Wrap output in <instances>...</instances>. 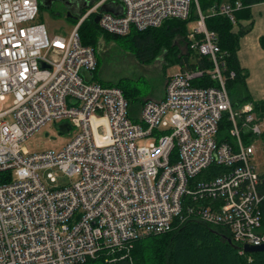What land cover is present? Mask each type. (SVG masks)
Here are the masks:
<instances>
[{
	"label": "built area",
	"instance_id": "2783aa9c",
	"mask_svg": "<svg viewBox=\"0 0 264 264\" xmlns=\"http://www.w3.org/2000/svg\"><path fill=\"white\" fill-rule=\"evenodd\" d=\"M117 1L123 15L106 13L100 24L114 35L188 20L198 6L197 0ZM240 7L223 3L213 13L236 25ZM38 14L39 0H0V172L8 173L0 186V264L131 261L137 241L193 218L228 230L241 253L245 245H264V180L254 147L243 146V135L257 138L264 125L255 115L236 123L225 63L205 16L199 11L189 41L210 67L173 76L165 99L145 104L134 119L120 90L85 79L97 63L78 28L68 38L50 36L34 23ZM205 76L219 86L200 85ZM8 98L12 105L3 110ZM227 113L234 128L223 132ZM64 121L75 129L65 146L30 148L46 127ZM226 134L235 148L219 143ZM212 166L223 171L205 179ZM59 175L70 182L58 186Z\"/></svg>",
	"mask_w": 264,
	"mask_h": 264
},
{
	"label": "trees",
	"instance_id": "16d2710c",
	"mask_svg": "<svg viewBox=\"0 0 264 264\" xmlns=\"http://www.w3.org/2000/svg\"><path fill=\"white\" fill-rule=\"evenodd\" d=\"M236 2L242 3L241 8L235 13L236 25L225 15L211 16L207 18L206 24L211 32L218 35L220 47L226 53L227 75L229 77L227 88L234 109L240 110L244 105L252 103L257 115L263 119L264 102H255L252 99L247 86L249 73L242 68L238 58V52L240 50L241 39L253 27L251 8L264 3V0H199L201 10L206 15L210 14L214 6ZM193 7L188 20H169L160 28L150 29L146 32H138L140 35L135 37V42L141 48V57L147 60H154L160 56L162 51H166L168 52L166 55L171 53L175 54V60L173 62H178L182 67V71L188 69L202 70L204 67H210L209 59L206 57L200 58L190 46L188 24L194 21L197 22L199 18L196 6L193 5ZM87 12L88 8L84 9L83 16ZM89 20L92 22L94 34L96 35L95 26L98 29L100 28L96 25L94 18ZM86 22L83 23L79 30L81 40L84 46L91 47L95 50L94 46L97 40L89 39L84 34V25ZM245 22H249V24L244 25ZM260 45L264 51V37L260 39ZM180 46L187 47L188 53L181 55ZM191 54H194L192 58L190 57ZM232 72L235 73L234 78H231ZM199 84L205 87L216 86V83L209 76H206ZM231 128L232 125L229 117L226 115L221 123V130L226 132ZM243 137L247 142L255 140V137L250 133L244 134ZM258 139L263 144L264 149V133ZM222 140L229 143L233 142V139L228 134L223 136ZM222 171L220 167L212 166V168H209L204 173V178H213ZM262 178L264 180V172L262 173ZM260 190L264 194V183L261 184ZM208 203L210 201L206 202V204ZM261 211L262 230L264 232V199L261 203ZM230 239L232 237L228 230L222 227H212L209 224L203 223L201 220L193 218L188 219L183 224L176 222L170 232L137 241L130 256L133 264H264V252L253 254L241 253L238 244H235L233 241L230 242ZM120 256L121 253H119L118 257ZM87 264L105 263L103 259L98 258L89 261ZM117 264H131V262L130 259L125 258L119 259Z\"/></svg>",
	"mask_w": 264,
	"mask_h": 264
},
{
	"label": "rangeland",
	"instance_id": "374dc122",
	"mask_svg": "<svg viewBox=\"0 0 264 264\" xmlns=\"http://www.w3.org/2000/svg\"><path fill=\"white\" fill-rule=\"evenodd\" d=\"M63 1L56 0L49 8L40 0V12L34 23L46 25L51 36L68 38L71 32L78 27L83 17H81L83 11L79 10L80 7L84 10L85 4L94 5L101 0H70L72 4L70 7ZM91 23V20H87L84 25V34L89 39L97 40L94 48L99 65L94 74L95 83L104 86H116L121 89L130 104V115H138L144 101L149 99L160 100L164 95L167 79L182 73L181 65L178 62H173L175 60L174 53L166 55L168 52L162 51L160 56L154 60L142 58L140 55L141 48L135 42V37L140 35L136 30L133 29L131 35L127 37H115L105 34L95 26V35ZM196 27V21L190 22L188 33H193ZM181 53L187 54L188 48L181 46ZM193 55L191 54L190 57L192 58ZM11 105L12 98H8L2 109L6 110ZM74 133L75 131L72 135L65 136L55 126H48L30 141V148L56 151L65 146ZM47 134L49 137L46 136ZM258 137L254 138L255 140L252 142L244 140L243 146L254 147L257 166L262 174L264 172V149ZM7 179V171H1L0 186L8 184ZM69 182V178L62 175L58 176V186L67 185ZM260 233H264L262 228ZM130 262L133 264L132 260Z\"/></svg>",
	"mask_w": 264,
	"mask_h": 264
},
{
	"label": "bare ground",
	"instance_id": "6f19581e",
	"mask_svg": "<svg viewBox=\"0 0 264 264\" xmlns=\"http://www.w3.org/2000/svg\"><path fill=\"white\" fill-rule=\"evenodd\" d=\"M47 2V4L48 3H50V1H52L51 2V5L54 3V1H56V0H46ZM69 1V0H68ZM102 1V0H101ZM100 1V2H101ZM71 2V1H70ZM100 2H98V3H95L94 5H91L90 3H87V4H85L84 5V8L85 9H87L88 8V12L83 16V14L81 15V17H82V19H81V22H80V24L78 25V34H79V37H80V40H81V36H80V32H79V30H80V27L83 25V23L85 22V21H87V20H89V19H91V18H94L95 20H96V18L97 17H99V22H98V24L96 23V25H98L99 26V28H100V30L102 31V32H104L105 34H109V35H112V36H117V37H127V36H129V35H131V33H132V30L127 34V35H114V34H110V33H108V32H105V31H103L102 29H101V27H100V24H101V19H102V17H103V15L104 14H106V13H109V14H112V15H114V16H122L123 15V13H122V4L120 3V2H118L117 0H110V1H108V2H106V3H104L103 5H101L100 7H98L95 11H93V12H91L90 14H89V12L96 6V5H98ZM197 2H198V6L195 4L194 6H196V8H197V10H198V16H199V18H200V15H199V11L205 16V24H206V20H207V18H209V17H211V16H215V14L213 13V8L211 9V11H210V14L209 15H206V14H204L203 12H202V10H201V7H200V4H199V0H197ZM237 3H239L241 6H242V3L241 2H236V3H232V4H234V5H236ZM72 5V4H71ZM112 6V11L110 12V11H106L105 10V6ZM241 8V7H240ZM243 9V8H242ZM39 12H40V0H39ZM39 15V14H38ZM69 16H71V15H69ZM38 17V16H37ZM199 18H198V20H199ZM36 20V19H35ZM35 22V21H34ZM198 22V21H197ZM28 25H30V23L28 22ZM42 25H44V24H42ZM46 26V25H45ZM47 28V27H46ZM206 28L208 29V27H207V24H206ZM76 29V28H75ZM74 29V30H75ZM134 30H136V29H134ZM147 30H150V29H147ZM147 30H144V31H138V30H136L137 32H146ZM47 31H48V29H47ZM208 31L209 32H211L209 29H208ZM48 33H49V31H48ZM211 33H214V32H211ZM50 34V33H49ZM215 34V37H216V39H217V44H218V47L220 48V51H221V55H222V61L225 63V68H226V73H224V77L226 78V81H225V86H226V88H227V81H228V79H229V77H228V75H227V72H228V70H227V64H226V53H224L223 51H222V49H221V47H220V42H219V37H218V35L216 34V33H214ZM51 36V35H50ZM81 42H82V40H81ZM83 44V43H82ZM89 48H91V47H89ZM93 51H94V53H95V57H96V51L93 49V48H91ZM209 61H211L210 59H209ZM96 63H97V66H96V68H95V70L94 71H92V72H90V73H85L84 74V77H85V79L86 80H88L89 82H91V83H94V84H97V83H95V80H94V78H95V76H94V74L96 73V71H97V68H98V60H97V57H96ZM212 63V62H211ZM41 67H42V69H44V68H48V66H47V64H45V63H42L41 64ZM188 70H192V69H188ZM186 71V70H185ZM182 72H184V71H182ZM181 74V73H180ZM231 74H234V77H235V73L234 72H232ZM179 75V74H178ZM206 77V76H205ZM205 77H203L202 79H200L199 81H198V83L199 82H201V81H203L204 79H205ZM210 77V76H209ZM234 77H232V75H231V78H234ZM211 78V77H210ZM171 78H169L168 79V81L170 80ZM212 80V79H211ZM168 81H167V83H166V86H165V91H164V98L162 99V100H160V101H157V100H151V99H149V100H146V101H144V103L142 104V106H141V109H142V107H144V105L145 104H147V103H149V102H162L164 99H165V95H166V87H167V84H168ZM212 81H214V80H212ZM215 83H216V86H210V87H218L219 86V84L216 82V81H214ZM98 85H100V86H102V87H104V88H115V89H118V90H120L121 92H122V94H123V96H124V98L127 100V98L125 97V94L123 93V91L121 90V89H119L118 87H113V86H104V85H101V84H98ZM227 91H228V93H229V90H228V88H227ZM229 97H230V93H229ZM230 100H231V97H230ZM127 102H128V100H127ZM128 104H129V102H128ZM231 107H232V110H233V112H234V114H238V119H237V124L238 125H241V123H242V121L243 120H245L247 117H249V116H251V115H255L256 116V118L258 119V124L260 125V126H263L264 125V118L262 119V118H260L258 115H257V113L255 112V110H254V105L252 104V103H248V104H246V105H244L240 110H236V109H234V107H233V104H232V100H231ZM246 107H251V111L249 112V113H244V110H245V108ZM129 109H130V104H129ZM141 109H140V111H141ZM129 112H130V110H129ZM140 114V113H139ZM138 114V115H139ZM132 116H133V118L134 119H136L137 118V116L138 115H135V114H131ZM228 116L229 117V115H228V113L227 114H224L223 115V119H224V117L225 116ZM223 119H222V121H223ZM222 121H221V123H222ZM229 121H230V123H231V125H232V128H234V123L229 119ZM221 123H220V129H221ZM63 124H66V125H68L69 126V128H70V130H69V132L67 133V134H64V133H62L60 130H59V126H61V125H63ZM53 126H55L57 129H58V131L61 133V134H63V135H65V136H70V135H72L73 134V132L75 131V129L73 128V126H72V124L70 123V122H67V121H64V122H62V123H58V124H54ZM252 135V134H251ZM47 137H49V135L47 134L46 135ZM233 139V138H232ZM244 137H243V141H244ZM219 143L220 144H227L229 147H232V148H235L236 147V145H238L234 140H233V142L232 143H229V142H227V141H223L222 139L219 141Z\"/></svg>",
	"mask_w": 264,
	"mask_h": 264
},
{
	"label": "crops",
	"instance_id": "0c3cea01",
	"mask_svg": "<svg viewBox=\"0 0 264 264\" xmlns=\"http://www.w3.org/2000/svg\"><path fill=\"white\" fill-rule=\"evenodd\" d=\"M112 9L110 5L105 6L106 11L111 12ZM251 13L253 16V27L250 32L241 39L238 58L242 68L249 73L247 86L252 99L255 102H264V51L260 45V39L264 37V3L253 6L251 8ZM248 24L249 22H245L244 25ZM180 54L184 55L181 53V46ZM163 98L164 95L160 100Z\"/></svg>",
	"mask_w": 264,
	"mask_h": 264
},
{
	"label": "water",
	"instance_id": "95a60500",
	"mask_svg": "<svg viewBox=\"0 0 264 264\" xmlns=\"http://www.w3.org/2000/svg\"><path fill=\"white\" fill-rule=\"evenodd\" d=\"M60 1H63V0H60ZM65 1V2H64ZM63 2L68 6V7H70L71 6V2H70V0L68 1V0H64ZM47 1L46 0H42V3L43 4H46L49 8H51L52 7V5H51V2L52 1H50V3H46ZM95 22L98 24V22H99V17H97L96 18V20H95ZM59 128V130L62 132V133H64V134H67L68 132H69V130H70V128H69V126L68 125H66V124H63V125H61V126H59L58 127ZM230 242H232V240L230 239ZM244 253H247V254H253V253H257V252H264V245H262V246H250V245H245V247H244Z\"/></svg>",
	"mask_w": 264,
	"mask_h": 264
},
{
	"label": "flooded vegetation",
	"instance_id": "af4514ba",
	"mask_svg": "<svg viewBox=\"0 0 264 264\" xmlns=\"http://www.w3.org/2000/svg\"><path fill=\"white\" fill-rule=\"evenodd\" d=\"M82 6H83V5H82ZM72 10H75V9H72ZM79 10H81V12L83 11L81 7H80V9H79ZM77 11H78V10H77Z\"/></svg>",
	"mask_w": 264,
	"mask_h": 264
}]
</instances>
